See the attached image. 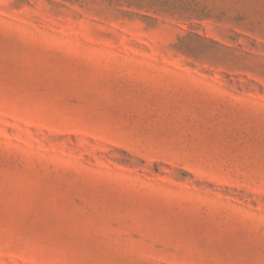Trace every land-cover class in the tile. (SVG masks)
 Here are the masks:
<instances>
[{
    "label": "rangeland",
    "instance_id": "obj_1",
    "mask_svg": "<svg viewBox=\"0 0 264 264\" xmlns=\"http://www.w3.org/2000/svg\"><path fill=\"white\" fill-rule=\"evenodd\" d=\"M0 264H264V0H0Z\"/></svg>",
    "mask_w": 264,
    "mask_h": 264
}]
</instances>
